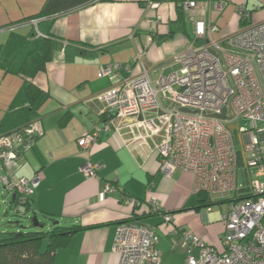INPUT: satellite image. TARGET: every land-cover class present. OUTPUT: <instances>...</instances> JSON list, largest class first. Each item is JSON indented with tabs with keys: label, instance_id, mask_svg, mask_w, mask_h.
<instances>
[{
	"label": "crops",
	"instance_id": "0c3cea01",
	"mask_svg": "<svg viewBox=\"0 0 264 264\" xmlns=\"http://www.w3.org/2000/svg\"><path fill=\"white\" fill-rule=\"evenodd\" d=\"M44 1L0 0V44L13 30L51 38L50 59L32 78L47 95L36 113L42 134L22 153L14 178L42 173L24 214L41 216L47 220L44 227L50 228V218L67 226L102 224L73 233L55 251V263L118 264L113 250L116 222L132 216L154 226L160 264H185L183 231L221 250L223 210L195 208L192 174L180 169L163 173L151 142L131 150L126 129L117 132L113 127L101 132L90 148L81 149L77 139L106 120L97 95L140 73L141 62L154 83L179 67L174 57L198 42L191 16L214 24L212 38L220 39L242 25L236 12L240 4L251 20L264 19V0H202V7L189 11L176 0H94L67 13L30 18ZM219 1L223 6L217 10L214 4ZM137 54H142L140 61ZM113 63L120 64L116 74L99 75L100 67ZM22 81L20 75L0 66V121ZM128 121L117 120L120 125ZM86 160L102 164L97 175L80 171ZM106 184L114 190L104 192ZM5 191L12 204L14 196ZM152 199L161 211L171 214L170 222L152 210Z\"/></svg>",
	"mask_w": 264,
	"mask_h": 264
},
{
	"label": "built area",
	"instance_id": "2783aa9c",
	"mask_svg": "<svg viewBox=\"0 0 264 264\" xmlns=\"http://www.w3.org/2000/svg\"><path fill=\"white\" fill-rule=\"evenodd\" d=\"M176 1L185 11L203 5L202 0ZM222 6L220 1L214 4L217 10ZM236 12L243 24L220 39L212 38L214 24L191 16L198 42L174 57L179 67L154 83L141 62L140 73L97 95L106 120L77 139L81 149L90 148L101 132L125 128L131 150L151 142L159 169L165 174L175 169L191 173L195 193L245 196L223 205L221 250L182 232L185 264H264V19L251 20L243 4ZM136 58L140 61L142 54ZM119 67V63L100 67L99 75H114ZM223 108L230 119L210 115ZM127 118V124L117 122ZM229 123L237 128L229 129ZM41 134V123L35 119L0 135V183L14 196L13 213L24 214L42 178L40 171L30 178H14L22 153ZM101 167L99 162L86 160L80 171L95 176ZM245 179L248 190L239 192L246 186ZM111 190L106 184L104 192ZM150 205L164 222L171 221V214L161 211L156 199ZM157 243L154 226L125 222L115 227L113 250L118 264H160Z\"/></svg>",
	"mask_w": 264,
	"mask_h": 264
},
{
	"label": "trees",
	"instance_id": "16d2710c",
	"mask_svg": "<svg viewBox=\"0 0 264 264\" xmlns=\"http://www.w3.org/2000/svg\"><path fill=\"white\" fill-rule=\"evenodd\" d=\"M92 1L94 0H45L39 12L30 18L67 13ZM241 23L243 24V21ZM50 56L51 38L48 36H35L30 33L23 35L13 30L7 40L0 44V66L6 72L18 74L23 79L9 109L0 121V135L38 119L36 113L47 95L33 82L32 78L45 68ZM244 183L246 186L239 192L248 190L247 179ZM242 197L245 196L236 194L231 198L213 200L206 192H197L198 206L195 208L221 205L232 201L233 198L238 200ZM27 210L26 207L23 213ZM50 219L52 220L50 228L43 226L30 231H0V264H56L55 251L65 246L73 233L102 225L71 224L67 226L57 222L55 218ZM39 222L45 224V222ZM125 222H139V220L132 216L116 222V225ZM44 242L45 246L42 248Z\"/></svg>",
	"mask_w": 264,
	"mask_h": 264
},
{
	"label": "rangeland",
	"instance_id": "374dc122",
	"mask_svg": "<svg viewBox=\"0 0 264 264\" xmlns=\"http://www.w3.org/2000/svg\"><path fill=\"white\" fill-rule=\"evenodd\" d=\"M243 124V123H242ZM255 177V175H254ZM0 186L1 183H0ZM2 187H0L1 189ZM2 193H0V231H11V232H19V231H30V230H37L39 227L32 226L31 224V218L33 214H27L26 215H20L17 213H13L12 211V204H11V195L8 194L4 189L1 190ZM227 195L223 196H210L213 200H219L227 198ZM5 200V202H4ZM223 204L214 205L213 207H206V209H222ZM38 221L47 222V220H43L41 216L36 217ZM194 253V252H193Z\"/></svg>",
	"mask_w": 264,
	"mask_h": 264
},
{
	"label": "water",
	"instance_id": "95a60500",
	"mask_svg": "<svg viewBox=\"0 0 264 264\" xmlns=\"http://www.w3.org/2000/svg\"><path fill=\"white\" fill-rule=\"evenodd\" d=\"M180 109L184 110V111H188V109H186V108H180ZM210 115L217 117L219 119H230V117L226 115V109L225 108H223L220 113H211ZM227 127L229 129L233 130V129L237 128V124L229 123V124H227ZM31 224H32V226L39 227V228H42L44 226L42 223H40L37 220L35 215H33L31 218Z\"/></svg>",
	"mask_w": 264,
	"mask_h": 264
}]
</instances>
